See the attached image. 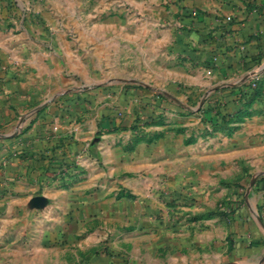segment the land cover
<instances>
[{"label": "crops", "instance_id": "obj_1", "mask_svg": "<svg viewBox=\"0 0 264 264\" xmlns=\"http://www.w3.org/2000/svg\"><path fill=\"white\" fill-rule=\"evenodd\" d=\"M133 21L81 26L54 51L33 28L0 43V236L29 230L35 196L77 166L91 185L121 177L138 194L193 199L191 210L77 211L78 248L109 249L87 264H264V117L229 137L213 124L264 67V0H161ZM136 119L143 138L129 151ZM244 167L255 184L227 187ZM25 240L0 238V264L55 261Z\"/></svg>", "mask_w": 264, "mask_h": 264}, {"label": "rangeland", "instance_id": "obj_2", "mask_svg": "<svg viewBox=\"0 0 264 264\" xmlns=\"http://www.w3.org/2000/svg\"><path fill=\"white\" fill-rule=\"evenodd\" d=\"M161 0H0V43L11 41L16 34L26 33L33 28L35 33L39 32L44 37L45 47L50 51L55 50L57 37L64 34L71 43L75 33L80 29H90L101 23L114 22L120 26L121 19H134L131 26L137 25V18L142 15H152L153 6H157ZM164 4V3H162ZM106 21V22H105ZM38 33V34H39ZM0 72H2L0 70ZM260 84L258 87L242 88L240 108L243 114L239 119L234 120L233 113L225 124V129L216 128L225 136L233 134L248 122L256 117H264V71L260 72ZM236 110V111H238ZM259 118V119H260ZM139 120L131 125L133 138H142L139 129ZM152 121H147V124ZM234 128V129H232ZM131 138V140L133 139ZM137 146V145H136ZM135 146V147H136ZM232 168V167H231ZM230 168V170H232ZM87 172L77 166H68L53 173V179L44 185L42 193L35 196L33 210L35 214L29 219L26 231L8 230L2 232L0 238L26 241L34 240L35 244H45L49 256L55 261L50 264H74L75 251L77 250L82 258L89 261L91 253L109 251L105 245L106 239L100 247L89 248L82 246L78 248L75 239L87 234L88 231H78L79 222L86 223L87 219L77 215L79 210H191L193 205L192 197L188 192L162 195L158 198L136 193L121 183V177L110 179L106 182H98L91 185L84 182L89 179ZM255 175L249 167H244L240 179L227 180L225 184L231 189L235 188L244 193L254 182L251 178ZM264 176V173L259 174ZM42 197V202L37 200ZM228 201H225V203ZM224 203V201H223ZM221 203V205L223 204ZM220 205V206H221ZM218 210V209H209ZM174 216L175 213L173 214ZM170 221L173 217L170 216ZM23 230L25 227L22 228ZM80 233V234H79ZM99 238L100 234H99ZM40 241V242H39ZM20 243V244H21ZM74 243L76 245H74ZM40 246V245H39ZM41 248V247H40ZM47 248V249H46ZM35 253L37 248H34ZM41 250V249H40ZM9 264V263H6ZM77 264V263H76Z\"/></svg>", "mask_w": 264, "mask_h": 264}, {"label": "trees", "instance_id": "obj_3", "mask_svg": "<svg viewBox=\"0 0 264 264\" xmlns=\"http://www.w3.org/2000/svg\"><path fill=\"white\" fill-rule=\"evenodd\" d=\"M259 84H260V82L257 84V86L256 87H258L259 86ZM251 87V83H250V80H247L246 82H244V84H242L241 86H239V87H236L235 89H236V94H237V96L238 97H240V98H242L243 97V95H242V91H243V89L242 88H244V87ZM221 114V113H220ZM243 114V110L241 109V110H238V111H236V112H234L233 113V117H235L234 118V120H236V119H239V117L241 116ZM232 114L231 113H225V114H221V116H220V119L218 118V119H216V123H213L214 125H215V127L216 128H219V129H225V124L228 122V120H230L231 118L233 119V117L231 116ZM218 120H219V122H218ZM151 123H155V121H153V122H151ZM232 129H234V128H232ZM159 135L160 134H151V135H149L148 136V138H147V140L149 141V142H151V141H153L154 139H156V138H158L159 137ZM143 138V137H142ZM142 138H139V137H137V138H133L129 143H128V145L126 146V149L127 150H129V151H131V150H133V149H135V146L138 144V142L142 139Z\"/></svg>", "mask_w": 264, "mask_h": 264}, {"label": "built area", "instance_id": "obj_4", "mask_svg": "<svg viewBox=\"0 0 264 264\" xmlns=\"http://www.w3.org/2000/svg\"><path fill=\"white\" fill-rule=\"evenodd\" d=\"M5 69H6V67L0 64V70L5 71ZM259 81H260V72H254L252 74L251 79H250L251 86L256 87L257 84L259 83Z\"/></svg>", "mask_w": 264, "mask_h": 264}, {"label": "water", "instance_id": "obj_5", "mask_svg": "<svg viewBox=\"0 0 264 264\" xmlns=\"http://www.w3.org/2000/svg\"><path fill=\"white\" fill-rule=\"evenodd\" d=\"M264 71V67L262 68L261 72ZM37 200H40L42 202L43 198L42 197H38Z\"/></svg>", "mask_w": 264, "mask_h": 264}]
</instances>
